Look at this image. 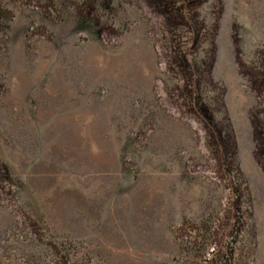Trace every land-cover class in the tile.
Masks as SVG:
<instances>
[{"label": "rangeland", "instance_id": "1", "mask_svg": "<svg viewBox=\"0 0 264 264\" xmlns=\"http://www.w3.org/2000/svg\"><path fill=\"white\" fill-rule=\"evenodd\" d=\"M0 264H264V0H0Z\"/></svg>", "mask_w": 264, "mask_h": 264}]
</instances>
